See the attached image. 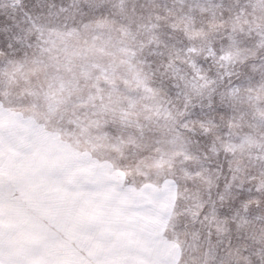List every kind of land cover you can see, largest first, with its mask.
Masks as SVG:
<instances>
[{"label":"snow or ice","instance_id":"obj_1","mask_svg":"<svg viewBox=\"0 0 264 264\" xmlns=\"http://www.w3.org/2000/svg\"><path fill=\"white\" fill-rule=\"evenodd\" d=\"M0 264H264V0H0Z\"/></svg>","mask_w":264,"mask_h":264}]
</instances>
